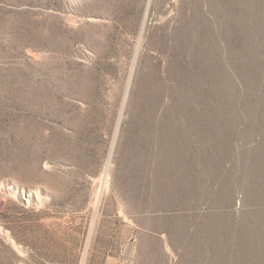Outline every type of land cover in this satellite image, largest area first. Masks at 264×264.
<instances>
[{
	"label": "rangeland",
	"instance_id": "1",
	"mask_svg": "<svg viewBox=\"0 0 264 264\" xmlns=\"http://www.w3.org/2000/svg\"><path fill=\"white\" fill-rule=\"evenodd\" d=\"M0 264H264V0H0Z\"/></svg>",
	"mask_w": 264,
	"mask_h": 264
}]
</instances>
